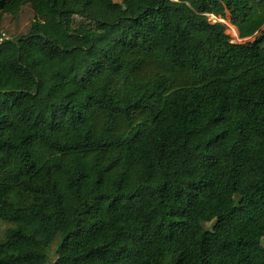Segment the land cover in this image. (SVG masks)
<instances>
[{"label":"trees","instance_id":"1","mask_svg":"<svg viewBox=\"0 0 264 264\" xmlns=\"http://www.w3.org/2000/svg\"><path fill=\"white\" fill-rule=\"evenodd\" d=\"M25 6L0 264H264V0H0V36Z\"/></svg>","mask_w":264,"mask_h":264},{"label":"rangeland","instance_id":"2","mask_svg":"<svg viewBox=\"0 0 264 264\" xmlns=\"http://www.w3.org/2000/svg\"><path fill=\"white\" fill-rule=\"evenodd\" d=\"M211 18L214 21H222L225 24H227L228 26V33L232 36L234 41L237 42H243V41H253L255 39V37H250V38H240L239 36V32L238 34L232 29V24L230 22L232 16L231 14L228 15V19L227 20H222V18H217L214 15L211 16ZM34 19V12L31 8V6H25L23 8V10L15 17L13 16H7L3 22L1 23V28H2V32L6 33L8 36H10V38H13L15 36H21L24 35L28 32V30L30 29L31 23ZM237 29V27H236ZM238 30V29H237ZM2 36V34H1ZM1 36H0V42H1ZM123 81L122 80H118L117 84H116V90L120 89L123 87ZM215 222H206L204 224L205 228L208 229H212L213 225ZM13 224L8 222V221H4V220H0V241L4 242L6 240V232L7 230L12 227ZM55 248V245H53L50 249L53 252ZM55 257V256H54Z\"/></svg>","mask_w":264,"mask_h":264},{"label":"built area","instance_id":"3","mask_svg":"<svg viewBox=\"0 0 264 264\" xmlns=\"http://www.w3.org/2000/svg\"><path fill=\"white\" fill-rule=\"evenodd\" d=\"M7 39H10V36H8L6 33H3L1 36V42Z\"/></svg>","mask_w":264,"mask_h":264},{"label":"bare ground","instance_id":"4","mask_svg":"<svg viewBox=\"0 0 264 264\" xmlns=\"http://www.w3.org/2000/svg\"><path fill=\"white\" fill-rule=\"evenodd\" d=\"M232 29L238 34V30L236 29L234 25H232Z\"/></svg>","mask_w":264,"mask_h":264},{"label":"clouds","instance_id":"5","mask_svg":"<svg viewBox=\"0 0 264 264\" xmlns=\"http://www.w3.org/2000/svg\"><path fill=\"white\" fill-rule=\"evenodd\" d=\"M212 16V15H211ZM210 19L213 21V19L210 17ZM222 20H224V19H222ZM215 22V21H214ZM236 27V26H235ZM239 32V31H238ZM240 36V35H239Z\"/></svg>","mask_w":264,"mask_h":264}]
</instances>
